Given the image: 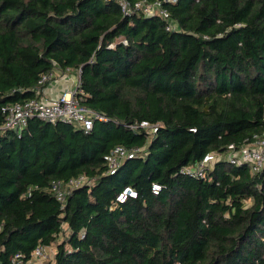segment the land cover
<instances>
[{"label": "trees", "instance_id": "obj_1", "mask_svg": "<svg viewBox=\"0 0 264 264\" xmlns=\"http://www.w3.org/2000/svg\"><path fill=\"white\" fill-rule=\"evenodd\" d=\"M163 7L176 29L115 0H0V125L56 69H81L82 104L108 118L0 131V264L39 245L54 249L41 264H264V170L180 172L264 130V0ZM118 145L145 154L109 174ZM82 175L63 205L53 181ZM127 185L138 196L117 201Z\"/></svg>", "mask_w": 264, "mask_h": 264}, {"label": "built area", "instance_id": "obj_2", "mask_svg": "<svg viewBox=\"0 0 264 264\" xmlns=\"http://www.w3.org/2000/svg\"><path fill=\"white\" fill-rule=\"evenodd\" d=\"M115 1L119 2L125 15H132L135 12H142L148 16L158 14L169 21L168 29H176V25L171 21L170 12L163 7V2H176L177 0H140L134 4L129 0ZM124 42L127 43L126 40ZM66 72L71 73L70 69H67ZM80 72L81 69L77 70V76L72 81V87L58 92L53 97L47 96L46 92L55 81V71L44 74L37 88V94L40 97L37 96L23 103L17 102L3 107L6 120L3 125H0V131L10 129L21 134L28 125L29 119L32 117H39L53 123L57 121L72 123L84 129L86 132L93 129L96 119L108 120L107 116L103 113L97 112L82 104L81 98L79 97V94L83 92L80 89ZM45 85L47 86L45 87ZM131 127L135 129L143 128L151 134H155L159 126L148 120H143L140 123L132 124ZM142 150L141 148L128 149L122 145L116 146L111 153L105 156L108 164V173H116L118 168L128 159L144 156L145 153ZM220 160H226L237 166L248 165L254 173L264 170V130L261 133H256L251 140H246L241 146L232 144L225 152H208L195 164L183 166L180 172L191 177L203 178L206 176L208 170L212 169ZM89 181V178L84 175L71 178L66 183L61 180H55L52 183V190L55 192L57 199L64 205L67 194ZM162 189V184L158 182L152 184V192L154 194H160ZM137 196L138 191L134 187L127 185L117 195V201L126 202L129 198H136ZM50 254V246L39 245L34 250L30 259L26 262L23 260H19L18 262L35 264L36 262H42ZM18 257L19 255L14 257L13 263H16Z\"/></svg>", "mask_w": 264, "mask_h": 264}, {"label": "crops", "instance_id": "obj_3", "mask_svg": "<svg viewBox=\"0 0 264 264\" xmlns=\"http://www.w3.org/2000/svg\"><path fill=\"white\" fill-rule=\"evenodd\" d=\"M77 71L67 73L59 69L55 70V81L52 83L51 88L46 92L49 97L55 96L58 92L65 90L68 87L73 86V80L76 79ZM64 77V78H62Z\"/></svg>", "mask_w": 264, "mask_h": 264}, {"label": "rangeland", "instance_id": "obj_4", "mask_svg": "<svg viewBox=\"0 0 264 264\" xmlns=\"http://www.w3.org/2000/svg\"><path fill=\"white\" fill-rule=\"evenodd\" d=\"M54 254V249L53 248H51V255L50 256H52ZM42 261V260H41ZM35 264H41V262H36Z\"/></svg>", "mask_w": 264, "mask_h": 264}]
</instances>
